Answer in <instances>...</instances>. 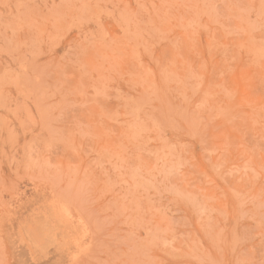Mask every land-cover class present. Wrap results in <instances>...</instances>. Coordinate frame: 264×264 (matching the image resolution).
Instances as JSON below:
<instances>
[{
    "label": "rangeland",
    "instance_id": "374dc122",
    "mask_svg": "<svg viewBox=\"0 0 264 264\" xmlns=\"http://www.w3.org/2000/svg\"><path fill=\"white\" fill-rule=\"evenodd\" d=\"M0 264H264V0H0Z\"/></svg>",
    "mask_w": 264,
    "mask_h": 264
}]
</instances>
